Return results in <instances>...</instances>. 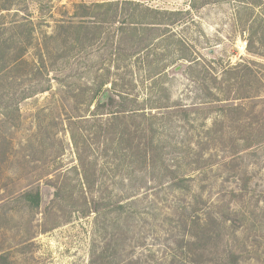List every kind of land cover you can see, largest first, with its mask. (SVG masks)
I'll use <instances>...</instances> for the list:
<instances>
[{"label": "rangeland", "instance_id": "rangeland-1", "mask_svg": "<svg viewBox=\"0 0 264 264\" xmlns=\"http://www.w3.org/2000/svg\"><path fill=\"white\" fill-rule=\"evenodd\" d=\"M108 1L124 0H0V264H264V0H130L184 12L172 31L212 64L216 92L244 90L243 64L263 79L259 95L187 117L163 113L196 101L200 67L144 24L159 17L150 11L133 14L141 23L127 10L84 22V4ZM167 93L170 109H145L154 118L105 127L109 114L94 109L108 95L131 108ZM84 140L96 170L88 206H99L85 215L70 211L84 209ZM36 190L35 207L21 195Z\"/></svg>", "mask_w": 264, "mask_h": 264}, {"label": "trees", "instance_id": "trees-1", "mask_svg": "<svg viewBox=\"0 0 264 264\" xmlns=\"http://www.w3.org/2000/svg\"><path fill=\"white\" fill-rule=\"evenodd\" d=\"M121 4V5H120ZM122 7V9H120ZM3 10L9 9L8 7L2 8ZM104 9V10H102ZM138 9V11H136ZM94 10H102V13H96ZM126 11L128 12L126 19L132 21L131 23H141L139 21V18H135L133 14H136L135 12L139 13V10H146L150 11L151 13H154V15H159V17L154 16V18H150L151 20L144 22L146 25H151L147 27H156L158 28L159 26H163L164 30L167 32V40H170L174 42L178 48L176 49V55L179 57L178 59L186 61L187 67L192 69L194 66H199V70L194 71V73H191L190 78L197 84L200 93L197 94L196 101L191 102L189 105L188 104H181V103H176V109L178 108V111H169L165 114V116L169 117L173 114L180 115L181 117H187L189 115L187 107H195L198 106V104H205V103H221V102H231L233 100H238V99H246L252 96H257L259 95L258 93L260 90L256 88L257 86L253 85L257 82L258 84L261 83L263 86V79L262 77L257 74L258 72L254 71L250 66L247 64H238L242 65L244 69L247 70L246 74H242L243 76L248 77L247 83L244 85V90H241V87L239 88L240 90H234V93L230 94V92H227V94L223 95L221 92H216V84H217V75L214 73V67L210 62L204 63L203 65L201 64L199 58L193 55V50H190V44L184 40L183 37L178 36L175 34V32L172 31V26L175 25V23H178L182 16L184 15V12L181 10H161L158 8H150L149 6L143 4V3H138L130 0H124L122 2L119 1H108V2H94L93 4H84V22H89V25H97L100 23L108 22L109 20H114L116 18L117 12L116 11ZM130 10H132L130 12ZM112 11V16H107V12ZM130 12V13H129ZM14 26L13 29H15ZM6 29V28H5ZM253 42L247 41V50L250 53H257L259 54L260 52H257L256 49L253 48ZM21 48L17 54V58L15 57V60L18 59L22 52ZM14 60V61H15ZM235 66H231L230 68H235ZM2 69H0L1 72ZM228 69H224L223 72L226 73ZM221 79V78H220ZM252 79V80H251ZM223 80V78L221 79ZM251 81L253 83L251 84ZM220 82V81H218ZM257 84V85H258ZM264 87V86H263ZM107 102H101L98 103L94 109L95 111H100V113H105L109 114L110 120L109 122L105 125V127H108L109 125H114L115 120H118L119 118H154L153 114L149 115L146 113L147 111L145 109H170L174 104L170 100V97L167 94H165L162 98L156 100V101H163L160 104H149L146 105L145 103H137L134 104L131 108H127L125 104H120L115 106L113 103V97L108 95L107 96ZM235 108L238 109V106H230V105H225L224 107H220L222 111H228L229 108ZM72 122H68V127L72 136V141L77 147V141L75 139V134L73 129L71 128ZM98 127V128H97ZM97 131L102 129V125L99 123L97 124ZM86 129V128H84ZM79 148H76L77 150V159L79 161V165L81 168L82 172V178H83V187L81 188V197L84 200V209L80 208H75L73 204H70V211H78L81 212V214H89L91 212H98L99 213V206L94 205L92 208L91 206H88V202L92 200L93 197V191L95 189V182H94V177L96 174L95 170V165L91 161L88 160V146L86 144V141L84 140V151L79 152ZM147 160L146 156V151H144V161ZM53 202H57L56 200L60 196V191L63 188L62 186H57L54 184L53 186ZM23 198H25L31 205L33 206H38L39 205V200H40V195L38 190L36 191H27L24 192L21 195ZM100 199V197H99ZM59 203V202H57ZM74 203V202H72ZM67 205V202L65 203ZM76 205V204H75ZM51 209L53 210V205H46L45 206V213L46 215L50 213ZM45 215V216H46ZM54 227V224H50L48 226L45 222L43 223V230L47 231L51 228ZM0 258H3L7 260V258L4 255H0ZM8 263V262H7ZM10 264V263H8Z\"/></svg>", "mask_w": 264, "mask_h": 264}]
</instances>
